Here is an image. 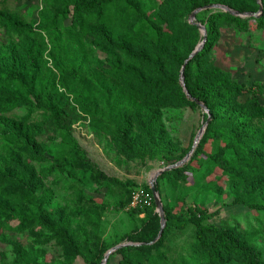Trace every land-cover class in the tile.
Segmentation results:
<instances>
[{"label": "rangeland", "instance_id": "374dc122", "mask_svg": "<svg viewBox=\"0 0 264 264\" xmlns=\"http://www.w3.org/2000/svg\"><path fill=\"white\" fill-rule=\"evenodd\" d=\"M228 1L248 9L240 15L249 17L250 27L241 29L233 23L218 24L219 37L209 50L210 61L223 69L231 81L244 87L242 100H237L224 111L226 118L243 112V103H247L244 101L248 96L255 95L264 103V26L258 27L251 18L259 16L262 9H257L253 0ZM130 3L132 8L128 6L123 17H119L123 14L122 9L115 8L114 21L108 27L90 28L85 32L83 47L71 51L65 60L69 69L82 72L91 83L90 99L95 97V113H88L76 102L78 83L56 68L50 48L44 54L46 65L55 71L59 95H63L70 112L72 132L87 150L91 164L71 161L64 149L63 139L68 138L66 132L50 121L48 112L38 108L31 94L27 95L17 84L5 82L0 76V201L25 211L33 209L36 201L29 195L33 193V186L27 193L23 187H14L11 181L14 175L28 172H33L39 179L34 188L36 194L46 199L43 203L44 221L36 220L20 227L19 221L9 215L0 218V264H94L93 260L97 264H119L121 256L115 251L102 263L104 258L99 259L102 246L105 243H110L111 248L123 243H142L129 234L138 235L153 225L145 206H152L148 187L155 176L159 196L163 205L172 207L174 219L189 206L197 205L214 214L210 221L239 223L243 229L256 225L257 213L234 202L236 183L230 182L227 176L211 179L220 181L219 190L197 192L199 185L191 175L185 181L169 178L163 175L165 171L160 173L169 164L149 158L151 147L158 144L159 136L149 137L145 131L144 114L141 116L123 107L120 116L123 114L124 118L113 119L103 100L107 93L102 83L118 84L128 96L132 95L130 78H118L112 71L118 62L123 64L130 60L144 63L147 74L168 78L174 84L172 88L180 84L182 91L189 95L187 82L182 81L183 65L175 61L173 50L177 49L187 60L205 38L202 21L212 11L226 9L228 5L210 4L197 12H200V18H197L193 13L183 17L175 13L177 10L187 12L185 0H134ZM139 9L149 19L164 26L166 39L170 40L168 44L155 42L149 33L133 39L132 26L142 13L136 12ZM49 16L47 0H0V73L10 69L22 74L26 81L30 80V62L26 55L28 38L11 31L10 19L19 18L44 48V42L48 43L50 36L42 28V23ZM187 21L198 25L201 32L197 33ZM126 34L133 39V59L119 42ZM189 81L193 82L194 77ZM203 88L214 93L208 83H202L200 89ZM15 89H19V104L12 108L8 100L11 90ZM206 115L212 117L211 111L192 107L175 98H170L162 107L163 137L183 159L193 149L192 157L203 138L208 126ZM200 132L199 141L194 146ZM206 149L212 150L210 145ZM138 193L145 201L133 206L134 196ZM181 196L183 201L179 203ZM120 199L122 202L118 203ZM89 210L99 211L101 223L97 230L89 224ZM155 212L160 216L162 226L158 207ZM193 233L192 225L185 229L172 226L164 243L173 253H180L193 240ZM63 234L74 241V246L65 240ZM159 234L160 231L148 243H155L162 236Z\"/></svg>", "mask_w": 264, "mask_h": 264}, {"label": "trees", "instance_id": "16d2710c", "mask_svg": "<svg viewBox=\"0 0 264 264\" xmlns=\"http://www.w3.org/2000/svg\"><path fill=\"white\" fill-rule=\"evenodd\" d=\"M131 1L134 0H47L50 16L42 23V28L48 32L50 38L48 43L44 42V48L42 43L32 35V30L26 27L19 18L10 19L11 31L21 35L25 34L28 38L26 55L30 62V80L26 81L22 74L10 69L1 72L0 76L5 82L17 84L20 89L27 92V95L31 94L38 108L48 112L50 121L66 132L68 138L63 139L64 149L75 164H91L92 162L87 150L81 146L72 132L70 112L63 100V95H59L60 89L56 82L55 71L46 65L44 54L50 48L49 53L56 68L63 75L70 76L78 83L76 102L88 113H95L97 106L95 97L90 99L91 83L86 80L82 72L75 68L69 69L65 60L70 56L71 51L80 50L83 47L82 38L85 32L100 26L108 27L114 21L115 8L122 9L123 14L119 17H123L126 8L128 6L132 8ZM253 2L257 9H262V13L251 18L258 27H262L264 26V0H253ZM185 3L187 12L178 10L175 12L182 17L213 3L228 5V9L219 8L212 11L202 21L207 31V41L204 47L187 63L184 71L190 94L186 95L178 83L179 87L172 88L174 84H171L168 78L147 74L144 63L130 60L123 64L118 62L112 71L118 78H130L129 88L132 95L128 96L125 89L119 87L118 84L102 83L107 93L103 95V100L113 119L122 120L124 118L123 114L120 116L123 107L134 113L144 114L145 131L149 137L153 139L155 135L159 136L158 144L151 147L149 158L162 161L164 164L168 162L169 165L177 163L183 157L178 155L174 146L163 137L162 107L170 98L186 102L199 109L202 106L197 100L203 102L212 113L211 119L205 116L208 126L203 138L189 161L165 171L163 175L185 181L188 175H191L193 181L199 185L197 192L219 190L220 181L211 179L227 176L230 182L236 183L234 192L237 197L234 202L242 203L257 213L254 218L256 225L253 224L243 229L239 223L231 224L224 220L210 221L214 214L197 205L189 206L178 218L174 219L172 207L164 204L166 228L155 243L149 244V241L157 237L161 228L160 216L155 212L157 206L153 191L149 186L152 206H145V209L153 225L138 235L129 234L134 240L142 242L141 244L129 243L117 249L115 254L121 256L119 264H264V103L255 95L248 96L244 101L247 103H243L244 111L236 117L226 118L224 111L237 100H242L244 87L231 81L223 69L210 61L208 55L211 46L219 37L218 24L227 22L241 29L250 27L249 17L240 15L248 9L242 4L232 5L228 0H185ZM136 12L142 13L132 26L133 39L149 33L155 42L162 45L169 43L170 40L166 39L163 25L149 19L143 10L139 9ZM196 17L200 18V12ZM187 24L192 25L188 21ZM191 27L197 33L201 32L198 25L193 24ZM133 39L129 34L119 39L122 49L130 53L129 57L132 59L134 58L131 52ZM43 41H45L44 36ZM173 57L179 65H184L186 60L177 49L173 50ZM144 59H150V57H144ZM191 77H194L193 82L189 81ZM202 83L212 86L214 93L210 94L205 88L200 89ZM11 92L8 104L9 107L14 108L19 104V89L11 90ZM209 145L212 150L206 149ZM11 181L14 187H23L27 193H30L29 187L33 186V193L29 195L36 201V204L33 205L32 210L25 211L0 201V218L9 215L19 221L20 227L36 220L44 221L43 203L46 199L35 192L34 188L39 181L35 174L33 172L19 173L11 177ZM180 201H183V196L180 197L179 203ZM121 202L122 199L118 201V203ZM129 214L132 216L133 213ZM87 215L89 224L97 230L101 223L99 211L89 210ZM189 225H192L194 229L193 240L182 252L173 253L171 248L164 243L167 232L172 226L185 229ZM61 226L62 223L59 227ZM63 237L74 246V241L70 237L66 234H63ZM111 246L110 243L102 246L99 259L105 257V253ZM92 262L98 263L95 260Z\"/></svg>", "mask_w": 264, "mask_h": 264}, {"label": "water", "instance_id": "95a60500", "mask_svg": "<svg viewBox=\"0 0 264 264\" xmlns=\"http://www.w3.org/2000/svg\"><path fill=\"white\" fill-rule=\"evenodd\" d=\"M226 9H228L227 7H225ZM200 9H202V8H199V9H197L196 11H194L193 12V17H195L196 16V13L200 10ZM235 13H238V14H240V12H237V11H235ZM202 27V29H204V31H205V38H204V40L202 41V43L199 45V47L189 56V58L185 61V63H184V65H183V69H182V81H183V83L185 84V73H184V71H185V68H186V65H187V63L204 47V45H205V43H206V41H207V31H206V29H205V27L204 26H201ZM198 102H199V104L204 108V109H206L207 111H209V108L203 103V102H201V101H199V100H197ZM211 117L209 116V119H210ZM207 123H208V121H207ZM201 132H202V130H201ZM201 132L198 134V136L196 137V139H195V144H194V146L196 145V143L199 141V138H200V134H201ZM193 152V149L186 155V157L184 158V159H182V160H180V161H178L177 163H175V164H172V165H169V166H167L166 168H164L162 171H160V173H163L164 171H169V170H171V169H173V168H175V167H178V166H180V165H182V164H184V162L185 161H187L189 158H190V155H191V153ZM156 182H157V176H155L154 178H153V180H152V182H151V188H152V191H153V195H154V198H155V202H156V205H157V207L159 208V210H160V213H161V216H162V226H161V229H160V234H159V237L162 235V233H163V230H164V227H165V225H166V216H165V210H164V205H163V202H162V200H161V198H160V196H159V191H158V189L156 188ZM127 245V243H123V244H120V245H117V246H115V247H112L106 254H105V257H104V259H103V261H102V263H105L106 261H107V259L109 258V255L111 254V253H113L114 251H116L117 249H119L120 247H122V246H126Z\"/></svg>", "mask_w": 264, "mask_h": 264}, {"label": "built area", "instance_id": "2783aa9c", "mask_svg": "<svg viewBox=\"0 0 264 264\" xmlns=\"http://www.w3.org/2000/svg\"><path fill=\"white\" fill-rule=\"evenodd\" d=\"M144 201L145 199L143 195H141V193H138L137 195L134 196L133 206L142 205Z\"/></svg>", "mask_w": 264, "mask_h": 264}]
</instances>
